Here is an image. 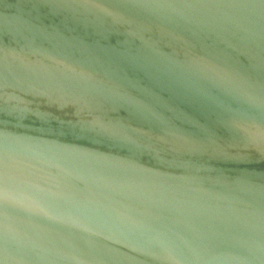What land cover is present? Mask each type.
<instances>
[{
  "label": "water",
  "instance_id": "95a60500",
  "mask_svg": "<svg viewBox=\"0 0 264 264\" xmlns=\"http://www.w3.org/2000/svg\"><path fill=\"white\" fill-rule=\"evenodd\" d=\"M0 264H264V0H0Z\"/></svg>",
  "mask_w": 264,
  "mask_h": 264
}]
</instances>
